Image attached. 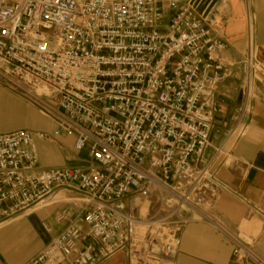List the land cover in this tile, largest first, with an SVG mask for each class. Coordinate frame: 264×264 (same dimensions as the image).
<instances>
[{
  "label": "built area",
  "instance_id": "obj_1",
  "mask_svg": "<svg viewBox=\"0 0 264 264\" xmlns=\"http://www.w3.org/2000/svg\"><path fill=\"white\" fill-rule=\"evenodd\" d=\"M168 8L165 25L159 0H0V82L73 134L94 163L40 171L35 141L48 134L0 133V228L56 191L80 203H68L73 223L26 264H100L117 253L128 264H174L180 229L207 219L219 189L203 155L212 149L213 160L244 135L250 80L263 69L248 48L240 119L212 147L221 27L191 1ZM150 187L163 196L161 213L137 219L124 201ZM67 219L63 210L57 222ZM231 240L236 262L264 264Z\"/></svg>",
  "mask_w": 264,
  "mask_h": 264
},
{
  "label": "crops",
  "instance_id": "obj_2",
  "mask_svg": "<svg viewBox=\"0 0 264 264\" xmlns=\"http://www.w3.org/2000/svg\"><path fill=\"white\" fill-rule=\"evenodd\" d=\"M159 1L164 10L163 23L168 25L174 15L168 3L184 8L191 0ZM207 19L218 24L222 31V80L212 96L218 113L214 127L221 132L218 138L212 139L215 148L223 144L228 131L240 119L241 91L246 84L243 62L248 48L256 51V62L263 69L261 79L264 81V0H219ZM250 95L249 113L241 119V124L247 127L244 135L228 141L213 160L212 149H207L203 155L202 165H209L218 185V195L212 205L205 207L207 219L190 222L178 232L180 245L174 264H242L232 258L231 238L248 246L264 263V83L257 78L250 80ZM40 112L33 103L0 82V133L25 130L49 135L47 141H35L38 170L91 167L94 163L87 151L74 148L75 136L58 133L56 121ZM23 118L31 122L29 127H11L15 120ZM148 191V197L135 196L124 201L137 219H149L161 213L162 194L152 187ZM69 202L80 205L75 194L56 191L45 205H38L2 225L0 264L31 261L51 239L73 223L75 214L68 208ZM63 210H67L68 219L58 223ZM100 264H128V260L125 254L117 253Z\"/></svg>",
  "mask_w": 264,
  "mask_h": 264
},
{
  "label": "water",
  "instance_id": "obj_3",
  "mask_svg": "<svg viewBox=\"0 0 264 264\" xmlns=\"http://www.w3.org/2000/svg\"><path fill=\"white\" fill-rule=\"evenodd\" d=\"M217 1L219 0H191V5L195 7L198 14H202L203 19H206ZM257 79L264 83L260 77H257Z\"/></svg>",
  "mask_w": 264,
  "mask_h": 264
},
{
  "label": "rangeland",
  "instance_id": "obj_4",
  "mask_svg": "<svg viewBox=\"0 0 264 264\" xmlns=\"http://www.w3.org/2000/svg\"><path fill=\"white\" fill-rule=\"evenodd\" d=\"M221 83V82H220ZM29 109H30V107H28V108H26L25 110V113H27L28 114V112H29ZM41 113V112H40ZM42 114V113H41ZM236 124V123H235ZM31 125V122H28L26 119H24L23 118V120H15L12 124H11V127L12 128H14V127H16V128H27V127H29ZM235 126V125H234ZM233 126V127H234ZM233 127H232V129H233ZM232 129H230V130H232ZM229 130V131H230ZM228 131V132H229ZM233 140V139H232Z\"/></svg>",
  "mask_w": 264,
  "mask_h": 264
},
{
  "label": "bare ground",
  "instance_id": "obj_5",
  "mask_svg": "<svg viewBox=\"0 0 264 264\" xmlns=\"http://www.w3.org/2000/svg\"><path fill=\"white\" fill-rule=\"evenodd\" d=\"M41 93H42L41 91L38 92V94H41Z\"/></svg>",
  "mask_w": 264,
  "mask_h": 264
}]
</instances>
